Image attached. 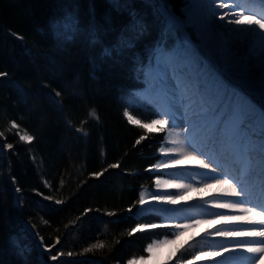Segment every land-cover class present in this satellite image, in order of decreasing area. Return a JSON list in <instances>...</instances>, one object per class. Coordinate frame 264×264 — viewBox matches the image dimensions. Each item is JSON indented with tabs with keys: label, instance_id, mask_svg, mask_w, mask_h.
Segmentation results:
<instances>
[{
	"label": "trees",
	"instance_id": "obj_1",
	"mask_svg": "<svg viewBox=\"0 0 264 264\" xmlns=\"http://www.w3.org/2000/svg\"><path fill=\"white\" fill-rule=\"evenodd\" d=\"M170 4L177 15L185 6L184 0ZM74 5L85 28L90 5L101 23L109 10L105 0H0V73H6L0 77V264H44L23 221L43 245L59 240L52 251L83 264H128L147 257L149 244L172 237L165 229L133 231L151 223L135 213L140 194L155 188L150 170L164 140L123 115L128 110L141 124L154 119L137 91H129L140 86L127 59L102 60L100 45L55 38L53 23ZM102 35L105 44L115 40ZM93 59L100 65L95 80ZM22 135L33 141H21ZM8 144L13 147L6 151ZM13 178L22 209L14 201ZM100 242L103 248L92 247ZM44 258L52 262L47 253Z\"/></svg>",
	"mask_w": 264,
	"mask_h": 264
},
{
	"label": "snow or ice",
	"instance_id": "obj_2",
	"mask_svg": "<svg viewBox=\"0 0 264 264\" xmlns=\"http://www.w3.org/2000/svg\"><path fill=\"white\" fill-rule=\"evenodd\" d=\"M105 2L109 10L103 14L102 23L96 19L95 7L90 5L89 23L86 28L82 27L79 5H74L52 27L57 40L76 42L79 38L87 46L100 45L102 60L122 63L127 59L134 81L141 86L129 91L134 93L143 89L159 98L162 109L158 112L159 119L141 124L125 110L123 115L130 124L159 133H163L167 126L183 136L186 150L161 146L159 151L164 153L161 157L163 163L152 166L151 174L155 176L157 189L152 195V202L159 205L157 211L162 214L175 211L182 195L200 190L196 187L198 172L187 173V181L163 178L177 166L195 164L199 169L206 170L207 182L202 187L216 184L228 188L227 192L211 195L210 199L202 202L212 209H230L240 213L226 215L222 211L211 212L213 219L236 226L235 230L217 228L214 232L215 236L236 241L231 248L226 245L217 250L215 256H223L239 248L246 249L248 253H264V240L252 244L240 239L264 237V202L253 205L243 186L238 190L230 178L221 175L215 167L207 171L210 164L201 158L206 156L210 159L212 153H239L255 159L264 174V18L251 17L245 24L243 13L233 14L225 20L228 12H223L217 19L220 11L216 7L217 0H184L185 6L180 15L176 14L170 0H140L152 17L149 21L137 7L136 0ZM102 33L114 35L115 40L105 44ZM91 63L90 77L95 80L100 65L95 59ZM5 75L0 73V77ZM12 126L19 127L16 122ZM76 131L82 136L87 135L79 129ZM143 139L141 136L140 140ZM160 139L165 138L161 136ZM20 140L31 142L33 136L22 135ZM140 140L136 143L139 144ZM172 143L181 142L174 140ZM12 147V144L7 145L8 149ZM198 152L200 155H197ZM117 166L111 165L112 168ZM12 183L14 191L21 193L14 178ZM44 199L51 200V197ZM54 203L60 204L61 201ZM137 203L141 207L145 205L143 193ZM202 222L205 221L190 219L176 222L166 234L176 235ZM44 223L48 224V221ZM161 227L163 225L158 223H144L137 224L133 231ZM59 243L57 240L51 248ZM39 244L42 245L41 253L47 252L48 260L54 264H83L82 261H66L65 253L59 249L52 251L43 245L42 237ZM92 247L103 248L104 244L100 242ZM152 248L153 245L149 244L146 251L151 252ZM72 255V252L67 253L68 257ZM205 256H211V253L201 251L192 259ZM257 259H264V256ZM128 264H133V261H128Z\"/></svg>",
	"mask_w": 264,
	"mask_h": 264
},
{
	"label": "bare ground",
	"instance_id": "obj_3",
	"mask_svg": "<svg viewBox=\"0 0 264 264\" xmlns=\"http://www.w3.org/2000/svg\"><path fill=\"white\" fill-rule=\"evenodd\" d=\"M244 0H217L216 3V7L220 10L217 13V19L219 18V15L223 12H228V16L225 17V20H228L233 14H237L239 15V13L237 12V10L233 9L231 7V4H237L239 6V8H242V4ZM259 2H261L262 5H264V2H262V0H259ZM237 8V7H235ZM229 9H231V11H229ZM247 14L249 15H254L256 19H261V17L258 15L257 10L249 7L247 9ZM245 19V24H247L249 22V19L244 17ZM264 31V30H262ZM232 36H234V34H230ZM159 118V116H158ZM178 132V131H177ZM177 132L175 134H177ZM172 146L174 147H179V149L183 148L181 146H183V143H179V144H172ZM176 147V148H177ZM12 149V148H11ZM11 149H7L6 151H9ZM182 150H186V149H182ZM237 156V160L238 162L241 160L242 156H240L241 154L236 153ZM197 155H200L199 153H197ZM218 155V154H215ZM202 159H205L204 156H201ZM206 162V160H205ZM207 163V162H206ZM247 171H252L254 168V172H261V169L259 168L257 162L255 159H249L247 158ZM237 165V164H234ZM183 167H181L180 171L177 172V174L173 173L172 176L175 179H179V180H188V175L187 173L191 172V173H199V175L196 176V186H200L202 185L204 182H207V175H206V170H202L199 169V167L195 164H185L182 165ZM208 171V170H207ZM257 171V172H256ZM191 182V181H189ZM248 183V182H247ZM264 183V182H263ZM198 188V187H197ZM208 188H212L214 192L222 194L228 191V188L226 185H216V184H212V186L208 187ZM14 190V187H13ZM212 191V190H210ZM202 192H191L190 194L187 195V197H192V200H195L197 202L202 203L203 199H198L197 196H201ZM252 198L256 201H264V192H259L258 188H254L252 191ZM145 205L144 206H140V210L144 211V210H148L150 208H158L159 205L155 204L152 202V195H147L145 198ZM183 210V209H182ZM182 210H177L179 212H181ZM224 212L226 215H239L240 213L238 212H234L233 210H230L229 212H227V210L225 209ZM223 223V222H222ZM210 225V224H206L204 225V228H202V230H198V231H193L192 237L190 236V234H186L183 235V237L179 238V239H174L173 242H167V243H163L161 245H156L153 246L152 251H151V256L148 258H143L140 260H137L135 262H133V264H175L178 260H179V253H181L184 249L183 247L186 246V244L189 243L190 240L192 239H198V237H200V235L206 230L205 226ZM225 227H231V228H235L236 226L228 224ZM200 234V235H199ZM195 235V236H193ZM190 236V237H189ZM250 241H248L247 243H252V244H258L260 241L264 240V237H249ZM188 242V243H187ZM196 254V251L193 250L191 251V256ZM251 256V259L253 261V264H264V259H257L258 257L264 256V253H249ZM229 257H232L231 254L225 253L223 256H214L212 257L211 261L207 260L205 257H200L199 259H195L192 261H189L188 263V259L186 260L185 258V263L186 264H227L229 263L230 259Z\"/></svg>",
	"mask_w": 264,
	"mask_h": 264
},
{
	"label": "rangeland",
	"instance_id": "obj_4",
	"mask_svg": "<svg viewBox=\"0 0 264 264\" xmlns=\"http://www.w3.org/2000/svg\"><path fill=\"white\" fill-rule=\"evenodd\" d=\"M149 94L146 92V91H144V92H142V93H139L137 96H138V99L140 98L142 101L144 100L145 101V98L148 96ZM155 112H156V114H154V116H159L158 115V112H159V110H154ZM135 119V118H134ZM157 119V118H156ZM159 119V118H158ZM136 125H138V124H136ZM147 130V132H150L148 129H146ZM174 130H172V129H170V128H168L167 126H166V128H165V131L163 132V133H159V132H156V131H151L150 133H154V134H156V135H159V136H163L165 139V141H164V144H162L161 146H167V147H169V143H171V144H173L172 143V141H174V140H177V141H180V142H182L183 141V136L182 135H178V134H175V133H172ZM178 131V130H177ZM0 135H1V133H0ZM172 147H174V146H172V145H170V147L169 148H172ZM177 147V146H176ZM181 147H183L184 148V146H181ZM177 148H179V147H177ZM183 148H181V150L183 149ZM163 154V153H162ZM159 156H160V163H163V160L161 159V157H163V155L161 156L160 154H159ZM151 172L153 171V169H151L150 170ZM155 182V181H154ZM14 201L17 203V200H16V198L14 199ZM147 213H153L152 211H150V212H143V211H141V212H138L137 213V216L139 217V218H141V217H143V216H145ZM189 214H191V213H189ZM179 215V214H178ZM174 224V222H171L170 224H169V226H171V225H173ZM147 229H144L143 231H146ZM177 235V234H176ZM176 235H173V236H176ZM169 239H167V238H165V239H163V240H160V241H156V242H154V244H153V246H156V245H161V244H163V243H166L167 241H168ZM194 241H195V239H192V240H190L189 241V243L188 244H186V246H184L183 247V251L181 252V253H179V255L178 256H180L179 257V260L175 263V264H186L185 263V261L188 259V263H189V261H192L193 259L191 258V257H193V255L191 256V251H192V244L194 243ZM41 247H42V245H41ZM50 248V247H49ZM53 248H51V250H52ZM151 256V252H149V251H147V257H145V258H148V257H150ZM40 257V256H39ZM185 257H186V260H185ZM141 258H139V259H137V260H140ZM137 260H135V261H137ZM197 260V259H196ZM135 261H133V262H135ZM166 264H168V263H166Z\"/></svg>",
	"mask_w": 264,
	"mask_h": 264
},
{
	"label": "water",
	"instance_id": "obj_5",
	"mask_svg": "<svg viewBox=\"0 0 264 264\" xmlns=\"http://www.w3.org/2000/svg\"><path fill=\"white\" fill-rule=\"evenodd\" d=\"M96 263V262H93V264Z\"/></svg>",
	"mask_w": 264,
	"mask_h": 264
}]
</instances>
